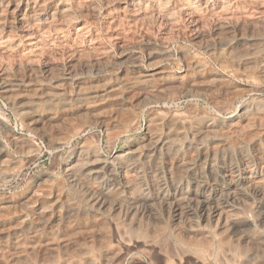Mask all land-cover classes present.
Masks as SVG:
<instances>
[{"label":"rangeland","instance_id":"rangeland-1","mask_svg":"<svg viewBox=\"0 0 264 264\" xmlns=\"http://www.w3.org/2000/svg\"><path fill=\"white\" fill-rule=\"evenodd\" d=\"M129 1L128 0H0V15H1L0 16V19H1L0 20V26H1L0 27V44H1L0 50L2 51L0 52L1 53L0 55H2L0 57V64H1L0 71L2 72L1 74H4V76H6L10 80V82L12 80L13 83L12 82L11 83L14 85V88H15V94L14 96H11L10 98H8L0 90V111L5 120V123L0 122L1 124L0 125V264H74V263L76 264H81V263L82 264H89V263L95 264V262L96 264H106L109 261H111L110 264H113V262L115 264H168V263L170 264V262H167L168 261L167 259H169L167 254H169L170 251L171 252L175 251L178 246H179L178 247L179 249L180 247L181 249L184 248L189 253V254L187 253L189 256L186 254L185 256L186 258L184 257V259L181 261V264H195V263L196 264H202V263L203 264H207V263L208 264L209 263L210 264H218V263L222 264L217 261L222 260V258L224 257V252H226L225 250L227 246H226V243H225V246L224 245L221 246V244L222 243L224 244V242L222 241L221 243V241L219 240L222 238V234L217 224L211 223V225H205V222H203L202 220H198L197 223L195 222L193 223V221L191 222L188 220L179 221V219H175L176 217L174 216L171 207H169L166 204L164 205L160 204L158 202H156L157 204H155L156 212H154L153 209L149 206H141V205L136 210L138 212L134 210L130 212H126L123 208L121 211H117L116 213L111 209V204L108 207L109 208L108 210L111 209L110 211H107V209H101L97 207V205L94 204L92 201H90L89 196H87L88 194H87L86 186L79 185V184L73 185L72 183L68 181V179L66 178L67 171H66L65 164H66V161L69 159V157H71V155L75 156L77 152L78 153L76 154V156L82 155L85 153L89 154L90 151H92L93 149H95L101 155V157H103V159L107 162V164L108 163L113 164L112 159L116 155H124L127 152L126 150H129L131 148H137L138 156L136 160L141 165H140V172H139L140 174L138 173V175H136L134 178L135 179L139 178L141 174L144 176V178L145 177L147 178L148 171L152 172L153 169L155 170V167L157 166V169H158L157 179H160L159 181L160 183L162 182L160 187H162L163 190L169 191V189H171V186H169V183L166 184L165 188L163 184L164 179L167 176L165 173H166V166L169 164L167 162L168 158H166L163 151L159 152L161 154L156 153V157L158 156L157 159L155 160L156 162L152 161V159L149 160V158L145 157V151L149 144V141L146 140V134L149 130L167 133V129L169 128V125H170V128L172 126L173 127L178 126L181 122V119H184V118L189 119L191 121H200L201 119H203V117H206L207 115V116H212V117L222 120V119L229 117L230 115L235 114L237 111L236 109H238V106L243 101H247L250 98H254L256 100L259 98L258 101H260L261 98H264V73L262 72L263 67H261V65L257 66L258 64H261L260 62H262L264 59L262 58L264 57V31L262 30V32L261 31L259 32V30H261V27H264V25L261 26V24L259 23L255 24V22L257 21H255V19L253 18L254 16L264 18L263 17L264 0L263 1L253 0L255 3L252 2V0L250 2L248 0H227V1L224 0L223 1L224 3H219L217 2V0H212L213 2L210 0H199V1L193 0V2L191 0L190 1L189 0L187 1L186 0H183V1L176 0L177 2L179 1V3H177L175 0H157V1L156 0L155 1L153 0H150V1L149 0H134L135 7L143 8V10L146 13L148 12L149 14L147 13L146 16L151 18L150 20L148 17L144 18L145 16H140L138 13H136L137 12L136 10L132 9V7H129ZM197 1L200 3H198ZM244 1L246 2V4ZM143 2L145 3L143 4ZM151 2L153 5V6L151 5L152 7L150 6ZM159 2L161 3L159 4ZM194 2H195V5H194ZM240 2H241L242 7L238 5L240 4ZM260 2H263L261 3L262 5L259 4ZM180 4L181 5L185 4L183 7L186 10H189L187 8V5H189L192 7L194 6V8H196L197 11L199 9V11H202V12L207 11V12L203 14L202 12H198L199 16L194 17L189 11L187 12L183 9H180L179 7L181 6ZM252 4L254 5L256 4L255 6L257 7V9ZM63 5L65 9H68L66 10V15L64 16V18L66 19L63 20L62 26H60L59 24L57 26L55 25L56 27H54V22L58 21L57 22L58 24L62 18L59 10L63 8ZM155 6H157V8ZM236 6H239V7H236ZM251 6L254 7V9L256 10L255 11L254 9L252 10ZM211 7L214 9V12ZM31 8L33 10L32 13H30L32 11ZM173 8H175L174 9L175 17L179 16L180 14L181 15L179 17H176V19H174V22H177V23L173 22V25H172L171 23L174 17ZM176 8H177V14H176ZM236 8H238V11L235 12V10H237ZM258 8H261L263 12ZM154 9H157L160 12V14L168 13L169 15L170 13V16H171L170 23L166 24L169 21L166 22V20H164L159 14H157ZM242 9L246 10V11H243L246 13L245 15L242 12ZM81 10H84V11L81 12ZM181 10L184 12L182 13ZM250 10L254 11L256 14L258 12L259 15L252 13V11ZM57 11L59 13H56ZM228 11H231L230 21H232L233 23H231L230 26L228 27L222 28L221 32L223 33H221L220 31H218V33L213 32L212 28L214 29L215 27V24H216L215 22L217 21L216 17L218 16V18H220V16L224 14L230 15ZM21 12L23 13L22 16L24 17L26 21H29L31 23L33 22L32 23L33 28L30 26H28L29 27L28 28L25 25L19 26L20 24L17 23L18 17H19L18 13L20 15ZM216 12H218V14H215ZM232 12L235 14H232ZM239 12L243 14L240 15ZM249 12H251L252 15ZM184 13H185V16H184ZM206 14L207 16H203ZM208 14H212L213 17ZM138 15L140 18L138 17ZM150 15L153 17H150ZM232 15L239 16L240 19L239 17L236 18V16L234 18L232 17ZM242 16L243 17L245 16L244 20L242 19ZM155 17H156V20H155ZM201 17H202V20H201ZM204 17L207 19H205ZM248 17H249V20H247ZM157 18L160 19L162 22L159 21ZM194 18L197 20H201L202 23L201 21H197ZM145 19L146 21H144ZM192 20H194L195 23ZM210 20L212 23L210 22ZM116 21L118 25L115 23ZM203 21L209 24H206ZM243 21L245 23L249 22V24H242L244 23ZM250 21L253 22L254 24L251 23ZM43 22L48 23V24L44 25ZM51 24L53 28L51 27ZM174 24H177V25H174ZM170 25L172 26V28L170 27ZM239 25L240 26L242 25L241 26L242 28L239 27ZM255 25L256 27H254ZM198 26L199 28L203 27L200 30L204 32L205 36L202 38L203 40L200 39L199 42L197 43L192 39V35H194L199 30V29H195V28H198ZM78 27L80 28L83 27L80 31V34L81 35L83 34L82 35L83 37L79 36L80 34L76 33L78 31H75L74 28H78ZM175 27L179 31H177ZM204 27H207L210 30L205 29ZM253 27L256 29L254 30ZM257 27L260 29H258ZM169 28L171 29V31ZM240 28L243 29L242 32ZM247 28L248 29L253 28V30L251 29L249 31L247 30ZM56 29L58 30L56 31ZM173 29H175V31H173ZM193 29H195V31ZM226 29L228 30V32ZM44 30L45 31L47 30V31L43 32ZM231 30L233 31V33ZM39 31L41 34L43 33V36L40 37V39H39L38 34H36V33H39ZM85 31H86V34H85ZM238 31H239V34L248 33L247 35H253L255 31L254 35L257 36L256 40L255 41H240L237 37V35H239L237 34ZM24 32L25 33L28 32L26 33V35L30 37L28 38L26 36L24 37V34H25ZM212 32L214 36L211 35ZM230 32L232 34H230ZM225 33L226 35H224ZM227 33L231 35V37L228 36ZM220 34H222V36H220ZM9 35L11 36V38L9 37ZM34 35H36L35 37H38V39L34 38ZM232 35L234 36L233 38H232ZM225 37H227V39ZM206 38L208 40H205ZM31 39H32L33 45L30 42ZM33 39H36V40H33ZM58 40L61 42H58ZM193 41L195 42V44ZM201 41L203 43L205 41L209 42L211 47L209 49H205L204 46H202L203 43H201ZM70 43H71V46H69ZM44 44L46 46L49 45L48 48L46 47L47 49H45ZM253 44L255 45L253 46ZM261 44L262 46H260ZM36 45H38L39 48L38 46L35 47ZM40 46H43V49ZM162 46L164 47L166 46L165 48H167L165 54L162 53ZM223 46L225 48H223ZM240 46H243V47L240 48ZM255 46L257 49L256 48L254 49ZM212 47L213 49H211ZM251 47L253 48V50ZM30 48L33 50H31ZM155 48L157 49L155 50ZM160 48L161 50H159ZM248 48L250 49L251 53ZM26 49L28 50V52L30 50V53H28ZM208 50L209 51L211 50L210 53H208ZM33 51H36V52H33ZM217 52L220 53V55H218ZM51 53L53 55H51ZM70 53L73 54L75 57L71 55ZM11 55H15V56L13 57ZM37 55L40 57H38ZM219 56L221 58H219ZM30 57L33 58V59L31 58L33 61L29 59ZM24 58L25 59L27 58V59L25 60ZM192 58L197 59L201 65L197 66L196 64H194L191 60ZM48 59H50L53 62H51L50 60L48 61ZM30 60L32 62H30ZM257 60L259 61L257 62ZM67 61L68 62L70 61V62L68 63ZM221 61L224 63L226 62V63L222 64ZM76 62H78V64ZM24 63L25 64L28 63V64L25 65ZM228 64H231L232 66ZM40 65L42 66L40 67ZM70 65L73 68L75 67L74 71L72 70V68H70L71 67ZM167 66L170 68H168ZM249 66L251 67V69L252 68L253 69L249 70L250 68ZM256 66L258 68H256ZM158 69H160V71ZM235 70L237 71V75L235 73L236 72ZM59 71L60 72L62 71L61 74L63 75H61ZM4 72L8 73L9 75L8 74L5 75ZM231 72L232 73L234 72V73L232 74ZM245 72L249 73L250 79L246 77L247 80H245L246 78L244 74L247 75V73ZM210 77L211 79H209ZM251 77L252 79L254 78L252 80L254 81V83L256 81H259L255 83V86H254V83L251 81ZM191 80H193L194 82H197L196 90L191 88L190 86L192 82ZM208 80L211 82H209ZM14 81L16 82L14 83ZM212 81H215V84L214 82L212 83ZM64 82L66 84H64ZM147 98H149V100ZM64 99L66 100L64 101ZM261 101H264V99H261ZM221 104L222 106L224 105L225 107L223 106L224 107L223 108ZM173 112H177V113L173 114ZM89 113H92V114H89ZM129 115H131L132 117L133 116L135 117V118L133 117L134 122L132 120L133 124L128 123V122L126 123L125 121L126 117ZM134 123H136V125ZM159 125H160V128H159ZM236 135L237 134L235 133L227 134L225 137V143H227V145H230L231 149H234L236 144L243 145V147L247 148L248 149L247 151L251 153V154L249 153L251 158L253 159L254 157L255 160L258 159L261 162L260 163L261 167L264 168V155H263L264 154L263 153L264 152V126L258 132H256L252 137H247V139H245V137L242 138V136L240 135H237V136ZM210 139L211 138H207V139L203 138L201 140L202 147L200 148L199 151L195 152L193 157H195V155L199 152L200 153L208 152V151L212 152L211 145L209 146ZM183 140H184L183 138L180 140V143L182 145H184ZM251 148L253 151L251 150ZM256 149L258 150L260 149V150L256 151ZM219 151L216 152V156L219 155ZM179 153L181 152L176 153L175 156L179 157L180 156ZM254 154H256V157L254 156ZM123 162H126V161H123ZM142 162L144 163V165ZM162 162L164 164H162ZM173 162H174V159L170 161V164H172ZM76 166L81 167V160L78 161V163L76 162ZM162 166H164V168H162ZM159 168L161 171L159 170ZM178 169L176 170L175 167L173 168L172 171L174 172L172 176L179 177L180 183H181L180 186L186 187V188H192L193 185H192L191 180L189 179V172L186 171L187 169L185 168L184 169L180 168V170ZM145 170L147 171V173ZM177 171L179 173H177ZM90 183H88V186ZM102 184H103L102 180L99 179L95 181V184L93 183L90 185L102 186ZM150 190L152 191V187H150ZM135 191L138 192L137 189H135ZM108 194L107 195L111 200L110 201L108 199L109 202L119 201L117 199H120L123 197L119 193L118 190L109 191ZM248 194H250L248 195L249 197H247V200L248 199L249 200L247 201L246 205H244V208L241 207L240 208L241 210L238 211V214L240 213L238 217L248 218L249 220L248 222L250 223L249 231L253 233L254 236L256 235L255 236L256 244L260 246V242L262 240H263L262 243H264V228L263 226H261V224L255 221L259 213V211L257 210H260V207H259L258 199H256L253 193L248 192ZM165 206L167 208H165ZM160 209L162 212H160ZM251 210L252 212L253 211L254 212L251 213ZM139 211H141V213ZM150 211H152L153 214ZM101 212L104 214H102ZM105 212H108V213H105ZM124 212H125V215H124ZM147 212L150 215H148ZM160 213H162L161 214L162 216L160 215ZM138 214H140L141 216ZM155 214L158 216L156 217ZM143 216L146 217L147 219L144 218ZM251 216L254 218L252 219ZM121 217L122 218L124 217V218L122 219ZM127 218L129 219V221L127 220ZM132 218L134 219L132 220ZM144 219H146L147 221ZM176 221L178 222L177 224L180 226L178 225L175 226ZM172 222H173V225H172ZM201 222H203V224ZM244 222L245 221H241L239 225H243L245 227V225H247L246 223L247 221L245 223ZM251 223L253 224V226L251 225ZM124 224L126 225V227H124L125 226ZM140 225L142 228H140ZM157 227L160 228L159 230L160 233L158 232ZM162 227L163 228L168 227V228L166 230V229H163ZM124 229L125 230L129 229V232L131 231V233L128 232L127 237L130 236L129 234H131V236L134 234V236L132 237L130 236V237L134 240L137 239L136 243L134 244L130 243L128 246H123V247L119 245V240L118 242L116 241V239H118L117 233L119 231H123ZM136 229L138 231H136ZM162 230L163 232H165L166 230V232L163 233L161 232ZM176 230H178V232ZM198 230L199 231L201 230L202 232L201 231L198 232ZM156 231H157V234H156ZM175 232L176 234H173ZM111 233L113 234V236ZM205 233L206 234L208 233V234L206 235ZM214 233H216V235ZM170 234L171 235L173 234V235L171 236ZM116 236L117 238H115ZM146 237L147 238L149 237L148 239L151 238L153 241H155L154 244L156 245V248L154 244H153L154 246H150V247L148 246V248L146 245H144L143 240L147 239ZM173 237H176V238H173ZM186 237L190 239L188 240ZM205 237L208 238V242L206 241L207 243L205 242L206 240ZM195 238L197 242L195 241ZM217 238L220 242L217 240ZM209 240L210 241L212 240V242H210ZM139 241H141L140 243L142 244H140ZM180 241L182 242L188 241L189 245L184 246V244H182V242ZM215 241H217L218 243H216ZM162 243L163 244L166 243L165 245H167L168 247L164 246ZM235 243L236 245H238L237 242H235V240H232V244L235 245ZM210 244L211 245L213 244V246H211V249L207 248V247H210ZM204 245L206 248H203ZM243 245L244 244H242V246L241 244L238 245L237 249L239 248L244 249L243 247L245 245L244 246ZM157 246L158 247L160 246L159 247L160 249ZM173 246H176V249ZM100 247L102 249H100ZM161 247L162 249L165 248V250L173 249V251L172 250H170L169 252L164 251V250L161 251ZM185 247H188V248H185ZM75 249L77 251H75ZM88 249H90V251ZM206 249L208 250L204 251ZM223 249H224V252H222ZM87 250L89 252H87ZM115 250L120 251V253L122 254H119L118 255L119 257L115 256L116 254L114 253ZM150 251H153L154 254ZM160 251L161 253H159ZM105 253L108 255H106ZM220 253H222L223 255ZM104 254L107 257H105ZM170 254H173V253H170ZM110 255L111 256L113 255V256L110 257ZM160 255L161 257H159ZM189 257L192 259H190ZM66 258H68V260ZM152 258L153 259L155 258V259L153 260ZM197 258H201L202 261L196 262ZM77 260L79 262H77ZM163 260L166 261V263L162 262ZM211 260L212 261L217 260V261L212 262ZM234 264H239L237 257L234 261Z\"/></svg>","mask_w":264,"mask_h":264},{"label":"bare ground","instance_id":"bare-ground-1","mask_svg":"<svg viewBox=\"0 0 264 264\" xmlns=\"http://www.w3.org/2000/svg\"><path fill=\"white\" fill-rule=\"evenodd\" d=\"M129 1V0H128ZM150 1V0H149ZM153 1H155V0H153ZM157 1V0H156ZM176 1V0H175ZM183 1V0H182ZM187 1V0H186ZM190 1V0H189ZM188 1V2H189ZM192 2H193V0H191ZM196 1V0H195ZM199 1V0H198ZM197 1V2H198ZM210 1H212V0H210ZM224 0H217V2H219V3H224L223 2ZM227 1V0H226ZM249 2L251 1V0H248ZM261 1V0H260ZM263 1V0H262ZM139 2V1H138ZM137 2V3H138ZM146 2V1H145ZM145 2H143V4L145 3ZM148 2V1H147ZM172 2V1H171ZM177 2V1H176ZM209 2V1H208ZM213 2V1H212ZM211 2V3H212ZM235 2V1H234ZM239 2V1H238ZM241 2H243V1H241ZM241 2H240V4H238L240 7H242L241 6ZM245 2V1H244ZM252 2H254L253 0H252ZM251 2V3H252ZM258 2V1H257ZM35 3V2H34ZM104 3V2H103ZM154 3V2H153ZM156 3H158V2H156ZM161 2H159V4H160ZM177 3H179V1L177 2ZM187 3V2H186ZM198 3H200V2H198ZM203 3V2H202ZM205 3H206V1H205ZM236 3V2H235ZM234 3V4H235ZM255 3V2H254ZM261 3H263V2H260L259 4H261ZM19 4V3H18ZM165 4V3H164ZM188 4V3H187ZM190 4V3H189ZM245 4H246V2H245ZM30 5V4H29ZM41 5V4H40ZM103 5V4H102ZM116 5V4H115ZM137 5H139V4H137ZM136 5V6H137ZM152 5V2H151V4H150V6ZM156 5V4H155ZM162 5V4H161ZM168 5V4H167ZM181 5V4H180ZM185 5V4H184ZM183 4L181 5V6H179L180 7V9H183V10H185V11H189L194 17H198L199 15H198V12H202V11H199V9H198V11L196 10V8H194V6L192 7V6H189V5H187V8L189 9V10H186L183 6H184ZM194 5H195V2H194ZM198 5V4H197ZM214 5V4H213ZM236 5V4H235ZM234 5V6H235ZM244 5V4H243ZM252 5H254V4H252ZM256 5V4H255ZM254 5V7H256ZM262 5V4H261ZM260 5V6H261ZM264 5V4H263ZM7 6V5H6ZM25 6H27V5H25ZM37 6H39V5H37ZM36 6V7H37ZM73 6V5H72ZM153 6V5H152ZM151 6V7H152ZM166 6V5H165ZM178 6V5H177ZM222 6V5H221ZM233 6V7H234ZM239 6H236V7H239ZM245 6V5H244ZM259 6V7H260ZM4 7V6H3ZM31 7H32V5H31ZM54 7V6H53ZM112 7V6H111ZM129 7H132V9H134V10H136L137 12L136 13H138L140 16H145L144 18H146V17H148V16H146V14L148 13H146L144 10H143V8H140V7H135V2H134V0H130L129 1ZM142 7V6H141ZM148 7V6H147ZM156 8H157V6H155ZM164 7V6H163ZM179 7H177V8H179ZM181 7H183V8H181ZM197 7V6H196ZM202 7H204V6H202ZM229 7V6H228ZM254 7H252L251 6V8H252V10L254 9ZM55 8V7H54ZM57 8V7H56ZM69 8V7H68ZM86 8V7H85ZM92 8V7H91ZM120 8V7H119ZM146 8V7H145ZM177 8H176V14H177ZM201 8V7H200ZM212 8V7H211ZM247 8H248V6H247ZM246 8V9H247ZM264 8V7H263ZM262 8V9H263ZM25 9V8H24ZM58 9V8H57ZM70 9V8H69ZM81 9V8H80ZM126 9V8H125ZM131 9V10H132ZM152 9V8H151ZM163 9V8H162ZM161 9V10H162ZM175 8H173V10H174ZM179 9V10H180ZM213 9V8H212ZM219 9V8H218ZM230 9H231V7H230ZM237 10H235V12L236 11H238V8H236ZM241 9V8H240ZM250 9V8H249ZM256 9H257V7H256ZM256 9H254V11L256 10ZM258 9H260L261 10V8H258ZM11 10V9H10ZM21 10H23V9H21ZM31 10H32V8H31ZM42 10H44V9H42ZM66 10H68V9H65L64 8V5H63V8H61L60 10H59V12H60V15L62 16V18H61V20H60V22L57 24V22L58 21H56V22H54V27H56L57 25H59L60 24V26H62V24H63V20H65L66 18H64V16L66 15ZM72 10V9H71ZM92 10V9H91ZM153 10V9H152ZM155 10V12L157 13V14H159L164 20H166V22L167 21H169L168 23H166V24H169L170 23V21H171V16H170V13H169V15H168V13H165V14H160V12L157 10V9H154ZM178 10V11H179ZM202 10V9H201ZM205 10V9H204ZM208 10V9H207ZM211 10V9H210ZM226 10V9H225ZM227 10H229V9H227ZM234 10V9H233ZM232 10V11H233ZM252 10H250V11H252ZM25 11V10H24ZM35 11V10H34ZM39 11V10H38ZM73 11V10H72ZM74 11H75V9H74ZM82 11H84V10H81V12ZM93 11V10H92ZM145 12V14H144V12ZM169 11H171V10H169ZM215 11H217V10H215ZM222 11V10H221ZM220 11V12H221ZM240 11V10H239ZM243 11H246V10H243L242 9V12ZM254 11H252V13H255ZM262 11V10H261ZM263 11H264V9H263ZM262 11V12H263ZM33 12V10L30 12V13H32ZM58 11L56 12V13H59ZM89 12V11H88ZM151 12V11H150ZM168 12V11H167ZM181 12L183 13L184 11H182L181 10ZM205 12H207V11H205ZM205 12H202V14L203 13H205ZM213 12H214V9H213ZM229 13L231 12V11H228ZM227 12V13H228ZM234 12V11H233ZM232 12V14H235V13H233ZM28 13V12H27ZM79 13V12H78ZM90 13H92V12H90ZM131 13V12H130ZM152 13H153V11H152ZM152 13H151V15H152ZM174 13H175V10H174V12H173V16H174ZM225 13V12H224ZM244 13V15L246 14L245 12H243ZM242 13V14H243ZM249 13H251V12H249ZM252 13H251V15H252ZM261 13V12H260ZM2 14V13H1ZM22 12H21V14L19 15V13H18V24H20L19 26H22V25H25L26 27H28V26H30V27H32L33 28V22L31 23V22H29V21H26L25 19H24V17L22 16ZM34 14V13H33ZM45 14V13H44ZM48 14V13H47ZM50 14V13H49ZM53 14V13H52ZM75 14V13H74ZM86 14V13H85ZM89 14V13H88ZM114 14V13H113ZM133 14H134V12H133ZM149 14V13H148ZM188 14V13H187ZM190 14V15H191ZM200 14V13H199ZM201 14V15H202ZM215 14H218V12H216ZM220 14V13H219ZM239 14L240 15H242L240 12H239ZM256 14V13H255ZM32 15V14H31ZM38 15V14H37ZM37 15H35V16H37ZM54 15V14H53ZM73 15V14H72ZM76 15V14H75ZM139 15H138V17H139ZM150 15V17H153V16H151ZM171 15H172V13H171ZM181 15V14H180ZM179 15V16H180ZM183 15V14H182ZM189 15V14H188ZM208 15H211L212 16V14H208ZM222 15V14H221ZM236 15H238V14H236ZM235 15V16H236ZM248 15V14H247ZM247 15H246V17H247ZM251 15H249V16H251ZM256 15H259L258 14V12H257V14ZM263 15V14H262ZM1 16V15H0ZM33 16V15H32ZM40 16V15H39ZM48 16V15H47ZM111 16V15H110ZM116 16H118V15H116ZM115 16V17H116ZM130 16V15H129ZM134 16H135V14H134ZM172 16V17H173ZM179 16H176V17H179ZM184 16H185V13H184ZM203 16H207V14L206 15H203ZM202 16V17H203ZM231 13H230V15L229 14H224V15H222V16H220V18H218V16L216 17V19H217V21L215 22L216 24H215V27H214V29L212 28V31L213 32H215V33H218V31H220L221 32V29L222 28H225V27H228V26H230V24L231 23H233L232 21H230L231 20ZM235 16H233L232 15V17H234L235 18ZM53 17V16H52ZM59 17V16H58ZM72 17V16H71ZM82 17V16H81ZM108 17H109V15H108ZM127 17V16H126ZM133 17V16H132ZM132 17H130V18H132ZM137 17V16H136ZM136 17H134V18H136ZM175 17V16H174ZM173 17V21H172V25H173V22H174V19H176V17L174 18ZM202 17H201V20H202ZM213 17V16H212ZM239 16H236V18H238ZM245 17V16H244ZM244 17L242 16V19L244 20ZM263 17H264V15H263ZM4 18V17H3ZM17 18V17H16ZM49 18H51V17H49ZM107 18V17H106ZM125 18V17H124ZM129 18V17H128ZM140 18V17H139ZM143 18V17H142ZM149 18V17H148ZM189 18V17H188ZM193 18V17H192ZM200 18V17H199ZM198 18V19H199ZM205 18V17H204ZM214 18H215V16H214ZM252 18V17H251ZM254 19H255V21H257V22H255V24H257V23H259V24H261V26H263L264 25V18H260V17H253ZM5 19V18H4ZM9 19H11V18H9ZM42 19V18H41ZM55 19V18H54ZM73 19V18H72ZM89 19V18H88ZM116 19V18H115ZM151 18H149V20H150ZM158 19V18H157ZM190 19V18H189ZM195 19V18H194ZM205 19H207V18H205ZM204 19V20H205ZM239 19H240V17H239ZM238 19V20H239ZM1 20V19H0ZM38 20V19H37ZM78 20V19H77ZM76 20V21H77ZM137 20V19H136ZM142 20V19H141ZM148 20V19H147ZM153 20V19H152ZM155 20H156V17H155ZM159 21H161L160 19H158ZM195 20H197V19H195ZM201 20H197V21H201ZM209 20V19H208ZM213 20V19H212ZM232 20H233V18H232ZM235 20V19H234ZM245 20H246V18H245ZM247 20H249V17H248V19ZM251 20V19H250ZM32 21V20H31ZM45 21V20H44ZM47 21V20H46ZM73 21V20H72ZM71 21V22H72ZM106 21V20H105ZM112 21V20H111ZM115 21V20H114ZM113 21V22H114ZM139 21V20H138ZM144 21H146V19L144 20ZM178 21V20H177ZM189 21V20H188ZM193 22H194V20H192ZM206 21V20H205ZM205 21H203V22H205ZM242 21V20H241ZM10 22H12V21H10ZM14 22V21H13ZM39 22V21H38ZM50 22H52V21H50ZM119 22V21H118ZM131 22V21H130ZM140 22V21H139ZM138 22V23H139ZM149 22V21H148ZM151 22V21H150ZM162 22V21H161ZM160 22V23H161ZM208 22V21H207ZM210 22H211V20H210ZM244 22V21H243ZM247 22V21H246ZM251 22V21H250ZM9 23V22H8ZM67 23V22H66ZM116 24H117V21L115 22ZM136 23H137V21H136ZM145 23V22H144ZM165 23V22H164ZM174 23H177V22H174ZM195 23V22H194ZM197 23V22H196ZM201 23H202V21H201ZM206 23V22H205ZM212 23V22H211ZM236 23V22H235ZM251 23H253V22H251ZM3 24H5V23H3ZM2 24V25H3ZM38 24V23H37ZM43 24L45 25V24H48V23H44L43 22ZM82 24V23H81ZM81 24H80V26H81ZM84 24V23H83ZM102 24V23H101ZM126 24H128V23H126ZM140 24V23H139ZM146 24H147V22H146ZM180 24V23H179ZM206 24H209V23H206ZM205 24V25H206ZM242 24H249V22L248 23H242ZM254 24V23H253ZM11 25V24H10ZM13 25V24H12ZM17 25V24H16ZM35 25V24H34ZM39 25V24H38ZM56 25V26H55ZM118 25V24H117ZM137 25V24H136ZM144 25V24H143ZM142 25V26H143ZM160 25V24H159ZM174 25H177V24H174ZM186 25V24H185ZM202 25V24H201ZM201 25H199V26H201ZM214 25V24H213ZM235 25V24H234ZM251 25V24H250ZM47 26H49V25H47ZM46 26V27H47ZM72 26V25H71ZM73 26H74V24H73ZM79 26V25H78ZM130 26V25H129ZM139 26V25H138ZM152 26V25H151ZM180 26V25H179ZM187 26V25H186ZM199 26H198V28H195V29H199L194 35H192V39L195 41V42H199V40L200 39H202L204 36H205V34H204V32H202V30H200L201 28H203V27H201V28H199ZM203 26H204V24H203ZM207 26V25H206ZM211 26V25H210ZM209 26V27H210ZM232 26H233V24H232ZM237 26V25H236ZM242 26V25H241ZM240 25H239V27H241ZM249 26V25H248ZM253 26V25H252ZM252 26H250V27H252ZM260 26V25H259ZM1 27V26H0ZM25 27V28H26ZM34 27H36V26H34ZM45 27V28H46ZM51 27H52V24H51ZM50 27V28H51ZM140 27V26H139ZM153 27V26H152ZM158 27V26H157ZM167 27V26H166ZM170 27L172 28V26L170 25ZM178 27V26H177ZM195 27H197V26H195ZM246 27V26H245ZM254 27H256V25L254 26ZM253 27V28H254ZM12 28V27H11ZM29 28V27H28ZM49 28V27H48ZM53 28V27H52ZM58 28V27H57ZM83 28V27H82ZM82 28H80V27H78V28H74L75 29V31H78V32H76L77 34H80V31H81V29ZM84 28H86V27H84ZM194 28V27H193ZM205 29H208L207 27H204ZM232 28V27H231ZM234 28V27H233ZM242 28V27H241ZM240 28V29H241ZM253 28H250V29H248L247 28V30H253ZM258 28V27H257ZM3 29V28H2ZM21 29V28H20ZM23 29H24V27H23ZM34 29H36V28H34ZM38 29V28H37ZM149 29V28H148ZM151 29V28H150ZM170 29V28H169ZM168 29V30H169ZM175 29H176V27H175ZM175 29H173V31H175ZM195 29H193L194 31H195ZM244 29H246V28H244ZM256 28H254V30H255ZM258 29H260V28H258ZM5 30V29H4ZM22 30V29H21ZM30 30V29H29ZM32 30V29H31ZM39 30V29H38ZM43 30V29H42ZM58 29H56V31H57ZM85 30H87V29H85ZM132 30V29H131ZM137 30V29H136ZM177 30V29H176ZM192 30V31H193ZM208 30H210V29H208ZM225 30V29H224ZM224 30H222V31H224ZM227 30V29H226ZM234 30V29H233ZM237 30V29H236ZM242 30L243 29H241V32H242ZM262 30L264 31V27H261V30H259V32L261 31L262 32ZM6 31V30H5ZM33 31V30H32ZM37 31V30H36ZM47 31V30H46ZM45 30L43 31V32H46ZM71 31H73V30H71ZM84 31V30H83ZM93 31V30H92ZM123 31V30H122ZM170 31H171V29H170ZM177 31H179V30H177ZM207 31V30H206ZM229 31H230V29H229ZM232 31V30H231ZM257 31V30H256ZM7 32V31H6ZM38 32V31H37ZM42 32V31H41ZM145 32V31H144ZM213 32H212V36H214L213 35ZM227 32H228V30H227ZM240 32V33H241ZM245 32V31H244ZM25 33V32H24ZM26 33H28V32H26ZM26 33L24 34V37L26 36L27 38L28 37H30V36H27L26 35ZM39 33H40V31H39ZM39 33H36V34H38V36H39V39H40V37H42L43 36V33L41 34L40 33V35H39ZM48 33H49V31H48ZM51 33V32H50ZM55 33V32H54ZM160 33V32H159ZM166 33V32H165ZM182 33V32H181ZM206 33V32H205ZM221 33H223V32H221ZM232 33H233V31H232ZM231 32H230V34H232ZM75 34V33H74ZM85 34H86V31H85ZM84 34V35H85ZM125 34V33H124ZM177 34V33H176ZM228 34V33H227ZM236 34V33H235ZM237 34H239V31H238V33ZM236 34V35H237ZM248 34V33H247ZM246 33L245 34H239V35H237V37H238V39L240 40V41H255L256 40V35H254L255 34V31H254V34L253 35H247ZM249 34H250V32H249ZM251 34H252V32H251ZM20 35V34H19ZM28 35H30V34H28ZM47 35V34H46ZM83 35V34H82ZM81 34L79 35V36H82ZM135 35V34H134ZM165 35V34H164ZM218 35V34H217ZM224 35H226V33L224 34ZM236 35H235V37H236ZM7 36V35H6ZM15 36V35H14ZM36 35H34V38H36V39H38V37H35ZM70 36V35H69ZM73 36V35H72ZM76 36V35H75ZM95 36V35H94ZM146 36V35H145ZM215 36H216V34H215ZM219 36V35H218ZM220 36H222V34H220ZM228 36H230L231 37V35H229L228 34ZM227 36V37H228ZM4 37V36H3ZM9 37L11 38V36L9 35ZM8 37V38H9ZM23 37V38H24ZM45 37V36H44ZM83 37V36H82ZM125 37V36H124ZM148 37V36H147ZM158 37V36H157ZM227 37H225L226 39H227ZM234 36L232 35V38H233ZM261 37V36H260ZM7 38V39H8ZM73 38V37H72ZM77 38V37H76ZM122 38H123V36H122ZM190 38V37H189ZM210 38H211V36H210ZM213 38V37H212ZM258 38H259V36H258ZM262 38V37H261ZM4 39V38H3ZM36 39H33V40H36ZM119 39V38H118ZM121 39V38H120ZM135 39V38H134ZM214 39V38H213ZM222 39V38H221ZM230 39V38H229ZM5 40V39H4ZM74 40V39H73ZM76 40V39H75ZM92 40V39H91ZM117 40V39H116ZM148 40V39H147ZM163 40V39H162ZM161 40V41H162ZM187 40V39H186ZM203 40V39H202ZM205 40H208L207 38L205 39ZM215 40V39H214ZM217 40V39H216ZM223 40V39H222ZM233 40V39H232ZM258 40V39H257ZM26 41V40H25ZM28 41V40H27ZM30 41V40H29ZM38 41V40H37ZM36 41V42H37ZM43 41V40H42ZM118 41V40H117ZM127 41V40H126ZM151 41V40H150ZM160 41V42H161ZM190 41H192V40H190ZM193 41V42H194ZM225 41V40H224ZM7 42H8V40H7ZM31 44H32V39H31ZM58 42H61V41H59L58 40ZM71 42V41H70ZM137 42V41H136ZM195 42H194V44H195ZM226 42V41H225ZM231 42V41H230ZM2 43V42H1ZM4 43H5V41H4ZM33 43H35V42H33ZM45 43V42H44ZM55 43V42H54ZM201 43H203L202 41H201ZM238 43V42H237ZM249 43V42H248ZM260 43V42H259ZM262 43V42H261ZM10 44V43H9ZM12 44V43H11ZM40 44V43H39ZM53 44V43H52ZM56 44V43H55ZM79 44V43H78ZM91 44V43H90ZM138 44V43H137ZM161 44V43H160ZM212 44V43H211ZM234 44V43H233ZM239 44V43H238ZM247 44V43H246ZM263 44V43H262ZM262 44L260 45V46H262ZM1 45V44H0ZM3 45H5V44H3ZM33 45V44H32ZM35 45V44H34ZM43 45V44H42ZM54 45V44H53ZM126 45V44H125ZM197 45V44H196ZM214 45V44H213ZM218 45V44H217ZM216 45V46H217ZM227 45V44H226ZM240 45V44H239ZM238 45V46H239ZM255 44H253V46H254ZM38 45H36L35 47H37ZM44 46H45V49H47L48 48V46H46L45 44H44ZM58 46V45H57ZM69 46H71V43H70V45ZM74 46V45H73ZM93 46V45H92ZM154 46V45H153ZM202 46H204V48L205 49H209L211 46H210V43L209 42H207V41H205L204 43H203V45ZM232 46V45H231ZM246 46V45H245ZM250 46V45H249ZM251 46H252V44H251ZM22 47V46H21ZM31 47V46H30ZM42 49H43V46H40ZM47 47V48H46ZM81 47V46H80ZM120 47V46H119ZM166 47V46H165ZM164 46H162V53H164L165 54V52H166V49L167 48H165ZM180 47V46H179ZM221 47V46H220ZM233 47V46H232ZM231 47V48H232ZM234 47H235V45H234ZM241 47H243V46H240V48ZM12 48V47H11ZM33 48V47H32ZM38 48H39V46H38ZM37 48V49H38ZM75 48V47H74ZM181 48V47H180ZM185 48V47H184ZM218 48V47H217ZM223 48H225L224 46H223ZM250 48V47H249ZM248 48V49H249ZM252 48V47H251ZM256 48V46L254 47V49ZM259 48V47H258ZM261 48V47H260ZM9 49V48H8ZM31 49V48H30ZM53 49V48H52ZM101 49V48H100ZM157 48H155V50H156ZM203 49V48H202ZM211 49H213V47L211 48ZM220 49V48H219ZM238 49H239V47H238ZM257 49V48H256ZM27 50V49H26ZM31 50H33V49H31ZM75 50V49H74ZM81 50V49H80ZM159 50H161V48L159 49ZM183 50H185V49H183ZM190 50V49H189ZM216 50V49H215ZM214 50V51H215ZM235 50V49H234ZM247 50V49H246ZM252 50H253V48H252ZM39 51V50H38ZM37 51V52H38ZM70 51V50H69ZM72 51V50H71ZM79 51V50H78ZM148 51V50H147ZM211 51V50H210ZM210 51L208 50V53H210ZM222 51V50H221ZM233 51V50H232ZM249 51H250V49H249ZM0 52H2L1 50H0ZM5 52H6V50H5ZM9 52V51H8ZM7 52V53H8ZM22 52H23V50H22ZM21 52V53H22ZM27 52H28V50H27ZM33 52H36V51H33ZM55 52H57V51H55ZM88 52H90V51H88ZM87 52V53H88ZM169 52V51H168ZM207 52V51H206ZM218 52H219V50H218ZM217 52V54L218 55H220V53H218ZM239 52V51H238ZM248 52V51H247ZM12 53V52H11ZM28 53H30V50H29V52ZM41 53H43V52H41ZM40 53V54H41ZM45 53V52H44ZM47 53V52H46ZM69 53V52H68ZM85 53V52H84ZM154 53H156V52H154ZM207 53V54H208ZM223 53V52H222ZM242 53V52H241ZM250 53H251V51H250ZM1 54V53H0ZM36 54H38V53H36ZM35 54V55H36ZM56 54V53H55ZM67 54V53H66ZM71 54V53H70ZM147 54V53H146ZM228 54H229V52H228ZM18 55V54H17ZM22 55V54H21ZM24 55V54H23ZM28 55V54H27ZM30 55V54H29ZM51 55H53L52 53H51ZM71 55H73V54H71ZM209 55V54H208ZM212 55V54H211ZM216 55V54H215ZM214 55V56H215ZM217 55V56H218ZM246 55V54H245ZM248 55H250V54H248ZM2 55H0V57H1ZM10 56V55H9ZM11 56H15V55H11ZM38 56V55H37ZM57 56V55H56ZM74 56V55H73ZM78 56V55H77ZM154 56V55H153ZM162 56V55H161ZM195 56V55H194ZM236 56V55H235ZM243 56V55H242ZM38 57H40V56H38ZM75 57V56H74ZM94 57V56H93ZM183 57V56H182ZM186 57V56H185ZM223 57V56H222ZM227 57V56H226ZM4 58V57H3ZM32 57H30L29 59H31ZM35 58V57H34ZM44 58V57H43ZM73 58V57H72ZM82 58V57H81ZM213 58V57H212ZM219 58H221L220 56H219ZM225 58V57H224ZM249 58V57H248ZM253 58V57H252ZM256 58V57H255ZM259 58V57H258ZM262 58H264V57H262ZM5 59V58H4ZM14 59V58H13ZM15 59H16V57H15ZM21 59V58H20ZM25 59V58H24ZM27 59V58H26ZM25 59V60H26ZM33 59V58H32ZM31 59V60H32ZM36 59V58H35ZM51 59V58H50ZM50 59H48V61L50 60ZM53 59V58H52ZM67 59V58H66ZM80 59V58H79ZM93 59V58H92ZM106 59V58H105ZM104 59V60H105ZM261 59V58H260ZM24 60V61H25ZM30 60V62H32ZM41 60V59H40ZM70 60H71V58H70ZM130 60V59H129ZM192 60V62L194 63V64H196L197 66H200L201 64H200V62L197 60V59H195V58H192L191 59ZM200 60V59H199ZM234 60V59H233ZM254 60V59H253ZM8 61H9V59H8ZM16 61V60H15ZM17 61H18V59H17ZM21 61V60H20ZM23 61V60H22ZM29 61V60H28ZM35 61V60H34ZM45 61V60H44ZM51 61V60H50ZM74 61V60H73ZM90 61V60H89ZM160 61V60H159ZM219 61H220V59H219ZM228 61V60H227ZM230 61V60H229ZM259 60H257V62H258ZM41 62V61H40ZM47 62V61H46ZM51 62H53V61H51ZM66 62V61H65ZM68 62V61H67ZM70 62V61H69ZM68 62V63H69ZM218 62V61H217ZM233 62V61H232ZM236 62V61H235ZM238 62V61H237ZM16 63V62H15ZM77 64H78V62H76ZM203 63V62H202ZM220 63V62H219ZM221 63L223 64L224 62H222L221 61ZM226 63V62H225ZM224 63V64H225ZM230 63V62H229ZM234 63V62H233ZM261 64H256L257 66H259V65H261V67H263V70H264V59H263V61L262 62H260ZM25 64V63H24ZM28 64V63H27ZM27 64H25V65H27ZM30 64V63H29ZM33 64V63H32ZM37 64V63H36ZM44 64V63H43ZM67 64V63H66ZM74 64H75V62H74ZM76 64V65H77ZM80 64V63H79ZM91 64H92V62H91ZM94 64V63H93ZM155 64V63H154ZM189 64V63H188ZM255 64V63H254ZM253 64V65H254ZM1 65V64H0ZM5 65V64H4ZM22 65V64H21ZM47 65V64H46ZM53 65V64H52ZM86 65V64H85ZM109 65V64H108ZM157 65V64H156ZM209 65V64H208ZM228 65H231V64H228ZM227 65V66H228ZM243 65V64H242ZM15 66V65H14ZM17 66V65H16ZM20 66V65H19ZM30 66V65H29ZM35 66V65H34ZM33 66V67H34ZM42 65H40V67H41ZM69 66V65H68ZM71 66V65H70ZM72 66H73V64H72ZM70 67V68H72V70L74 71V68L73 67ZM75 66V65H74ZM79 66V65H78ZM83 66V65H82ZM196 66V67H197ZM226 66V67H227ZM232 66V65H231ZM256 66V68H258ZM9 67H11V66H9ZM31 67V66H30ZM29 67V68H30ZM54 67V66H53ZM52 67V68H53ZM62 67V66H61ZM93 67V66H92ZM97 67V66H96ZM138 67V66H137ZM168 67V66H167ZM204 67V66H203ZM225 67V68H226ZM250 67V66H249ZM248 67V68H249ZM48 68V67H47ZM55 68H57V67H55ZM68 68V67H67ZM83 68V67H82ZM168 68H170V67H168ZM9 69V68H8ZM43 69V68H42ZM50 69V68H49ZM85 69V68H84ZM97 69H99V68H97ZM162 69V68H161ZM196 69V68H195ZM236 69V68H235ZM246 69H247V67H246ZM251 69V67L249 68V70ZM253 69V68H252ZM251 69V70H252ZM255 69V68H254ZM262 69V68H261ZM3 70H4V68H3ZM5 70H6V68H5ZM69 70V69H68ZM159 71H160V69H158ZM157 70V71H158ZM257 70H259V69H257ZM262 70V72L264 73V71ZM44 71H46V70H44ZM49 71V70H48ZM58 71V70H57ZM78 71V70H77ZM80 71V70H79ZM98 71H100V70H98ZM128 71V70H127ZM236 71V70H235ZM234 71V72H235ZM261 71V70H260ZM7 72V71H6ZM10 72V71H9ZM54 72H56V71H54ZM53 72V73H54ZM60 72V71H59ZM154 72H155V70H154ZM233 72V73H234ZM2 72L0 71V74H1ZM5 73V72H4ZM52 73V72H51ZM50 73V74H51ZM58 73V72H57ZM62 73V71L60 72V74ZM74 73V72H73ZM124 73V72H123ZM232 73V72H231ZM232 73V74H233ZM236 73V75H237V71L235 72ZM243 73V72H242ZM245 73H247V72H245ZM261 73V72H260ZM6 74H8V73H5V75ZM56 74V73H55ZM72 74V73H71ZM125 74V73H124ZM199 74V73H198ZM255 74V73H254ZM262 74V73H261ZM9 75V74H8ZM12 75V74H11ZM53 75V74H52ZM61 75H63V74H61ZM217 75H218V73H217ZM65 76V75H64ZM243 76V75H242ZM244 76H245V78L247 77L248 79H250V77H249V73H247V75H245L244 74ZM243 76V77H244ZM256 76V75H255ZM26 77V76H25ZM52 77V76H51ZM55 77V76H54ZM61 77H63V76H61ZM145 77V76H144ZM202 77V76H201ZM214 77V76H213ZM212 77V78H213ZM221 77V76H220ZM239 77V76H238ZM262 77V76H261ZM260 77V78H261ZM10 78H12V77H10ZM247 78L245 79V80H247ZM51 79V78H50ZM63 79V78H62ZM209 79H211V77L209 78ZM215 79H216V77H215ZM254 79V78H253ZM252 79V77H251V81L253 80ZM262 79V78H261ZM25 80H26V78H25ZM28 80V79H27ZM56 80V79H55ZM132 80V79H131ZM130 80V81H131ZM178 80V79H177ZM258 80V79H257ZM62 81V80H61ZM61 81H59V82H61ZM192 82H191V84H190V86H191V88L192 89H194V90H196L197 89V82H194L193 80H191ZM197 81V80H196ZM209 81V80H208ZM217 81V80H216ZM255 81H256V79H255ZM11 82H12V80H11ZM10 82V80L6 77V76H4V74H1L0 75V90L2 91V93H4L8 98H10L11 96H14V94H15V88H14V85L12 84ZM16 81H14V83H15ZM19 82V81H18ZM66 82V81H65ZM64 82V84H66ZM77 82V81H76ZM162 82V81H161ZM205 82V81H204ZM209 82H211V81H209ZM214 82V84H215V81H212V83ZM253 83H254V81H252ZM256 82H259V81H256ZM255 82V83H256ZM56 83V82H55ZM146 83V82H145ZM207 83V82H206ZM255 83H254V86H255ZM84 84V83H83ZM82 84V85H83ZM95 84V83H94ZM180 84V83H179ZM221 84V83H220ZM219 84V85H220ZM248 84V83H247ZM56 85V84H55ZM79 85V84H78ZM85 85V84H84ZM143 85V84H142ZM161 85V84H160ZM209 85V84H208ZM217 85V84H216ZM215 85V86H216ZM218 85V86H219ZM252 85V84H251ZM28 86V85H27ZM61 86V85H60ZM66 86V85H65ZM223 86V85H222ZM110 87V86H109ZM112 87V86H111ZM184 87V86H183ZM221 87V86H220ZM224 87V86H223ZM257 87V86H256ZM263 87V86H262ZM68 88V87H67ZM182 88V87H181ZM189 88V87H188ZM213 88V87H212ZM155 89V88H154ZM190 89V88H189ZM245 89V88H244ZM262 89V88H261ZM23 90V89H22ZM52 90V89H51ZM50 90V91H51ZM128 90H129V88H128ZM193 90V91H194ZM33 91V90H32ZM107 91V90H106ZM114 91H115V89H114ZM134 91V90H133ZM183 91V90H182ZM187 91V90H186ZM185 91V92H186ZM190 91V90H189ZM198 91V90H197ZM204 91V90H203ZM202 91V92H203ZM21 92V91H20ZM44 92V91H43ZM206 92V91H205ZM244 92V91H243ZM27 93V92H26ZM60 93V92H59ZM82 93V92H81ZM198 93V92H197ZM197 93H195V94H197ZM200 93H201V91H200ZM210 93V92H209ZM225 93V92H224ZM248 93V92H247ZM21 94V93H20ZM45 94H46V92H45ZM58 94V93H57ZM251 94V93H250ZM56 95V94H55ZM119 95V94H118ZM128 95V94H127ZM81 96H83V95H81ZM141 96V95H140ZM163 96V95H162ZM260 96V95H259ZM21 97V96H20ZM26 97V96H25ZM124 97H125V95H124ZM214 97V96H213ZM253 97V96H252ZM262 97V96H261ZM68 98V97H67ZM143 98V97H142ZM215 98V97H214ZM257 98V97H256ZM26 99V98H25ZM148 100H149V98H147ZM259 99V98H258ZM258 99L256 100V99H254V98H250L249 100H247V101H243L239 106H238V109H236L237 111H236V113L235 114H233V115H230L229 117H227V118H225V119H222V120H220V119H217V118H215V117H212V116H207L206 115V117H203V119H201L200 121H191V120H189V119H181V122H180V124L178 125V126H172L171 128H170V125H169V128L167 129V133L166 132H157V131H154V130H149L148 132H147V134H146V140L147 141H149V144H148V146H147V148H146V151H145V157H147V158H149V160L150 159H152V161H154V162H156L155 160L157 159V157H156V153H159V152H161V151H163V153L165 154V156H166V158H168V165L166 166V177H165V179H167V180H169V181H167V180H165L164 179V188H165V186H166V184L167 183H169V186H171V189H169V191H167V190H163L162 189V187H160L161 186V183L159 182L160 181V179H157V173H158V169H157V166L155 167V170L153 169V173L152 172H150V171H148V173H147V171H146V173H147V178L145 177L144 178V176L141 174V176L139 177V178H137V179H135L134 177L136 176V175H138V173L140 172V165L141 164H139L138 163V161L136 160L137 159V156H138V151H137V148H131V149H129V150H126L125 152V154L124 155H116L113 159H112V163L113 164H107V162L103 159V157H101V155L95 150V149H93L92 151H90V153L88 154V153H85V154H82V155H77L76 156V154L78 153H76L75 154V156H72L71 155V157H69V159L66 161V164H65V167H66V171H67V179H68V181L70 182V183H72L73 185L74 184H79V185H84V186H86V190H87V196H89V198H90V201H92L94 204H96L97 205V207H99V208H101V209H107V211H110L111 209L114 211V212H116L117 213V211H121L123 208H124V210L126 211V212H130V211H136L138 208H139V206L141 205V206H149V207H151L152 209H153V211L154 212H156L155 211V204H157L156 202H158V203H160V204H166V205H168L169 207H171V209H172V212H173V214H174V216L176 217L175 219H179V221L180 220H188V221H193V223L195 222V223H197L198 222V220H202L203 222H205V225H211V223L212 224H217L218 226H219V229H220V232H221V234H222V238L221 239H219L220 241H221V243H222V241L224 242V244L222 243L221 244V246L222 245H224L225 246V243H226V252H224V249H223V251L222 252H224V257L222 258V260L221 261H217V260H214V261H212V262H215V261H217V262H220V263H222V264H234V261H235V259H236V257H237V260H238V262H239V264H264V243H262V241L260 242V246H258V244H256V238H255V236H254V234L253 233H251L249 230H250V228H249V225H250V223L248 222L249 220H248V218H239L238 217V215L240 214H238V211L239 210H241L240 208L241 207H243L244 208V205H246V203H247V201L249 200H247V197H249L248 195H250V194H248V192L250 193V192H252L253 193V195L256 197V199H258V203H259V207H260V210H257V211H259V213H258V217L255 219V221L257 222V223H259V224H261V226H263V228H264V168H262L261 167V162L258 160H255V158L253 157V159L251 158V156H250V152H248L247 150V148H245V147H243V145H238V144H236L235 145V147H234V149H231L230 148V145H227V143H225V137H226V135L227 134H230V133H235V134H237V135H240V136H242V138L243 137H245V139H247V137H252L256 132H258L263 126H264V101H261V99H264V98H261L260 99V101H258ZM31 100V99H30ZM66 99H64V101H65ZM147 100V101H148ZM214 100V99H213ZM212 100V101H213ZM137 101V100H136ZM145 101H146V99H145ZM134 102V101H133ZM137 104V103H136ZM147 104V103H146ZM156 104V103H155ZM224 104V103H223ZM148 105V104H147ZM123 106V105H122ZM144 106V105H143ZM142 106V107H143ZM146 106V105H145ZM215 106H217V105H215ZM221 106H222V104H221ZM224 106V105H223ZM222 106V107H223ZM140 107V106H139ZM190 107V106H189ZM225 107V106H224ZM223 107V108H224ZM227 107V106H226ZM192 108V107H191ZM217 108V107H216ZM143 109V108H142ZM147 109V108H146ZM220 109V108H219ZM149 110V109H148ZM147 110V111H148ZM185 110V109H184ZM159 111V110H158ZM142 112V111H141ZM195 112V111H194ZM201 112V111H200ZM174 113H177V112H173V114ZM186 113V112H185ZM189 113V112H188ZM190 113H191V111H190ZM193 113V112H192ZM232 113V112H231ZM89 114H92V113H89ZM110 114V113H109ZM152 114H153V112H152ZM156 114V113H155ZM114 115V114H113ZM177 115V114H176ZM175 115V116H176ZM188 115V114H187ZM204 115V114H203ZM202 115V116H203ZM174 116V117H175ZM178 116H179V114H178ZM200 116V115H199ZM134 117V116H133ZM133 117L131 116V115H129V116H127L126 117V123L128 122V123H131V124H133L132 123V120H133ZM147 117V116H146ZM188 117V116H187ZM186 117V118H187ZM135 118V117H134ZM177 118V117H176ZM181 118V117H180ZM192 118V117H191ZM96 119V118H95ZM152 119H153V117H152ZM101 120V119H100ZM121 120V119H120ZM136 120V119H135ZM158 120H159V118H158ZM40 121V120H39ZM153 121V120H152ZM154 121H156V120H154ZM176 121H177V119H176ZM0 122L1 123H5V120H4V118H3V116H2V113H1V111H0ZM97 122V121H96ZM101 122V121H100ZM99 122V123H100ZM104 122V121H103ZM133 122H134V120H133ZM159 122V121H158ZM46 123V122H45ZM125 123V124H126ZM130 124V125H131ZM135 125H136V123H134ZM160 124V123H159ZM162 124V123H161ZM169 124V123H168ZM1 125V124H0ZM127 125V124H126ZM49 126V125H48ZM166 126V125H165ZM106 127V126H105ZM167 127V126H166ZM112 128V127H111ZM151 128V127H150ZM153 128V127H152ZM159 128H160V125H159ZM263 130V129H262ZM125 131V130H124ZM262 132V131H261ZM70 133V132H69ZM236 135V136H237ZM258 135V134H257ZM257 135H255V136H257ZM109 136V135H108ZM229 136V135H228ZM234 136V135H233ZM259 136V135H258ZM184 139L183 140V142H184V145H182L181 143H180V140L181 139ZM203 138H205V139H207V138H211L210 139V144H209V146L211 145V151L212 152H203V153H197L196 155H195V157H193V155L195 154V152L196 151H199L200 150V148L202 147V142H201V140L203 139ZM232 139H233V137H232ZM261 139V138H260ZM47 140V139H46ZM56 140V139H55ZM209 140V139H208ZM63 141V140H62ZM229 141V140H228ZM246 141V140H245ZM248 142V141H247ZM251 142V141H250ZM148 143V142H147ZM208 143V142H207ZM229 143V142H228ZM255 143V142H254ZM262 143V142H261ZM141 144V143H140ZM232 144V143H231ZM205 145V144H204ZM144 146V145H143ZM248 146V145H247ZM134 147V146H133ZM141 147V146H140ZM233 147V146H232ZM251 147V146H250ZM249 147V148H250ZM256 148V147H255ZM259 148V147H258ZM84 149V148H83ZM143 149V148H142ZM209 149V148H208ZM220 150V151H219ZM251 150H252V148H251ZM260 150V149H259ZM258 149H256V151H259ZM263 150V149H262ZM85 151V150H84ZM83 151V152H84ZM217 151H219V155L218 156H216V152ZM253 151V150H252ZM123 152V151H122ZM178 152H181V153H179L180 154V156L179 157H177V156H175V154L176 153H178ZM250 153V154H249ZM262 153V152H261ZM264 153V152H263ZM119 154V153H118ZM159 154H161V153H159ZM253 154V153H252ZM260 154V153H259ZM158 155V154H157ZM264 155V154H263ZM164 156V157H165ZM254 156L256 157V154H254ZM163 157V158H164ZM177 157V158H176ZM258 157H259V155H258ZM2 158V157H1ZM140 158V157H139ZM109 159V158H108ZM160 159V158H159ZM174 159V162L172 163V164H170V161H172ZM81 160V167H77L76 166V162L78 163V161H80ZM142 160V159H141ZM145 160V159H144ZM256 162H255V161ZM123 161H126V162H123ZM144 162H146V161H144ZM143 163V162H142ZM166 163V162H165ZM2 164V163H1ZM162 164H164L163 162H162ZM143 165H144V163H143ZM152 165V164H151ZM156 165V164H155ZM254 165H256V166H254ZM142 167V166H141ZM149 167V166H148ZM176 168V170L178 169V170H180V168H185V169H187L186 171H188L189 172V179L191 180V182H192V188H186V187H182V186H180L181 185V183H180V179H179V177L177 176V177H174V176H172V174H173V172L174 171H172L173 170V168ZM162 168H164V166H162ZM255 168V169H254ZM3 169V168H2ZM144 169V168H143ZM151 169V170H152ZM149 170V169H148ZM159 170H160V168H159ZM144 171V172H145ZM161 171V170H160ZM199 171V172H198ZM185 172V171H184ZM162 173V172H161ZM177 173H179L178 171H177ZM140 174V173H139ZM145 175V174H144ZM161 176H162V174H161ZM187 177V176H186ZM99 179H101L102 180V182H103V184H102V186H93V185H90V184H95V181H97V180H99ZM188 179V180H189ZM189 180V181H190ZM185 181V180H184ZM68 182V183H69ZM90 182H92V183H90ZM88 183H90L89 184V186H88ZM86 184V185H85ZM100 184H101V182H100ZM183 184V183H182ZM186 185V184H185ZM150 187H152V191L150 190ZM84 189V188H83ZM82 189V190H83ZM135 189H137V191L138 192H136L135 191ZM139 189V190H138ZM115 190H118L119 191V193L123 196L122 198H120V199H117V200H119V201H114V202H109V200H110V198L108 197V192L109 191H115ZM156 191V192H155ZM85 193V192H84ZM108 194V195H107ZM253 196V197H254ZM86 197V196H85ZM252 197V196H251ZM86 199V198H85ZM109 199V200H108ZM111 201V200H110ZM251 201V200H250ZM249 201V202H250ZM254 201V200H253ZM257 201V200H256ZM255 202V201H254ZM86 203V202H85ZM89 203H91V202H89ZM258 203H256V204H258ZM110 204H111V209L110 210H108L109 208V206H110ZM249 204V203H248ZM250 204H252V203H250ZM254 204V203H253ZM92 205V204H91ZM250 206V205H249ZM248 206V207H249ZM255 206V205H254ZM247 207V206H246ZM41 208V207H40ZM67 208V207H66ZM90 208V207H89ZM92 208V207H91ZM145 208V207H144ZM150 208V209H151ZM157 208V207H156ZM165 208H167L166 206H165ZM70 209V208H69ZM97 209V208H96ZM149 209V210H150ZM158 209V208H157ZM45 210V209H44ZM88 210V209H87ZM123 210V211H124ZM144 210V209H143ZM167 210V209H166ZM245 210H246V208H245ZM254 210V209H253ZM102 211V210H101ZM142 211V210H141ZM141 211H139L140 213H141ZM147 211V210H146ZM170 211V210H169ZM247 211H248V209H247ZM255 211V210H254ZM253 211V212H254ZM72 212V211H71ZM86 212H88V211H86ZM97 212V211H96ZM103 212V211H102ZM101 212V213H102ZM112 212V211H111ZM136 212H138V211H136ZM151 213H152V211H150ZM160 212H162L161 211V209H160ZM252 212V210H251V213H253ZM95 213V212H94ZM98 213V212H97ZM105 213H108V212H105ZM146 213V212H145ZM148 213V212H147ZM159 213V212H158ZM167 213V212H166ZM248 213V212H247ZM246 213V214H247ZM251 213H250V215H251ZM39 214V213H38ZM102 214H104V213H102ZM127 214V213H126ZM132 214V213H131ZM144 214V213H143ZM142 214V215H143ZM153 214V213H152ZM151 214V215H152ZM162 213H160V215H161ZM169 214V213H168ZM242 214V213H241ZM245 214V213H244ZM117 215V214H116ZM124 215H125V212H124ZM137 215V214H136ZM138 215H140V214H138ZM148 215H150L149 213H148ZM156 215V214H155ZM154 215V216H155ZM243 215V214H242ZM253 215V214H252ZM130 216V215H129ZM141 216V215H140ZM145 216H146V214H145ZM158 215H156V217H157ZM162 216V215H161ZM169 216V215H168ZM244 216H246V215H244ZM125 217V216H124ZM123 217V218H124ZM144 217V216H143ZM252 217V216H251ZM43 218V217H42ZM114 218V217H113ZM120 218V217H119ZM122 218V217H121ZM122 218V219H123ZM130 218V217H129ZM144 218H146V217H144ZM151 218V217H150ZM154 218V217H153ZM164 218V217H163ZM250 218V217H249ZM254 217H252V219H253ZM107 219H109V218H107ZM116 219V218H115ZM134 218H132V220H133ZM142 219V218H141ZM147 219V218H146ZM146 219H144V220H146ZM155 219V218H154ZM158 219V218H157ZM161 219V218H160ZM127 220L129 221V219L127 218ZM135 220H137V219H135ZM141 221V220H140ZM147 221V220H146ZM154 221V220H153ZM241 221H247L246 223H247V225H245V227L243 226V225H239V223L241 222ZM251 221V220H250ZM110 222V221H109ZM113 222V221H112ZM144 222V221H143ZM158 222H159V220H158ZM169 222V221H168ZM203 222H201L202 224H203ZM244 222V223H245ZM46 223V222H45ZM118 223H119V221H118ZM121 223H123V222H121ZM140 223V222H139ZM142 223V222H141ZM145 223V222H144ZM154 223V222H153ZM161 223V222H160ZM159 223V224H160ZM178 222L176 221V224H175V226L176 225H178L177 224ZM183 223V222H182ZM184 223H185V221H184ZM190 223V222H189ZM199 223H200V221H199ZM243 223V222H242ZM256 223V224H257ZM112 224V223H111ZM132 224V223H131ZM150 224H152V223H150ZM158 224V223H157ZM168 224V223H167ZM188 224V223H187ZM118 225V224H117ZM125 225V224H124ZM155 225V224H154ZM164 225V224H163ZM169 225V224H168ZM172 225H173V222H172ZM172 225H171V227H172ZM186 225V224H185ZM184 225V226H185ZM194 225V224H193ZM193 225H192V227H193ZM251 225L253 226V224L251 223ZM32 226V225H31ZM41 226V225H40ZM122 226V225H121ZM120 226V227H121ZM133 226V225H132ZM150 226V225H149ZM157 226V225H156ZM178 226H180V225H178ZM201 226V225H200ZM217 226V227H218ZM95 227V226H94ZM124 227H126V225L124 226ZM164 227V226H163ZM162 227V228H163ZM166 227V226H165ZM196 227V226H195ZM207 227V226H206ZM208 227H210V226H208ZM212 227H214V226H212ZM255 227V226H254ZM113 228V227H112ZM115 228H117V227H115ZM134 228H135V226H134ZM140 228H142L141 227V225H140ZM156 228V227H155ZM168 228V227H167ZM167 228H163V229H166L167 230ZM177 228H179V227H177ZM181 228V227H180ZM191 228V227H190ZM189 228V229H190ZM261 228V227H260ZM259 228V229H260ZM28 229H29V227H28ZM130 229V228H129ZM129 229H124L123 231H119L118 233H117V236H118V239H116V241L118 242V240H119V245L121 246V247H123V246H128L130 243H132V244H134V243H136L137 242V239L136 240H134V239H132L131 237L132 236H134V234L131 236V234H129L130 236L129 237H127V234H128V232H129ZM157 229H158V232H159V230H160V228H158L157 227ZM194 229V228H193ZM196 229V228H195ZM209 229V228H208ZM215 229V228H214ZM115 230V229H114ZM121 230H122V228H121ZM131 230V229H130ZM166 230H165V232H166ZM182 230V229H181ZM203 230V229H202ZM212 230V229H211ZM216 230V229H215ZM32 231V230H31ZM136 231H138L137 229H136ZM177 232H178V230H176ZM201 231V230H200ZM199 230H198V232H200ZM209 231V230H208ZM217 231H219V230H217ZM216 231V232H217ZM114 232V231H113ZM112 232V233H113ZM140 232V231H139ZM161 232H163V230L161 231ZM165 232H163V233H165ZM179 232H181V231H179ZM202 232V231H201ZM213 232H214V230H213ZM263 232V231H262ZM111 233V234H112ZM116 233V232H115ZM129 233H131V231L129 232ZM160 233V232H159ZM170 233V232H169ZM142 234H143V232H142ZM150 234H151V232H150ZM156 234H157V231H156ZM173 234H176V232L175 233H173ZM172 234V235H173ZM182 234V233H181ZM180 234V235H181ZM204 234V233H203ZM206 234V233H205ZM208 234V233H207ZM206 234V235H207ZM215 235H216V233H214ZM136 235V234H135ZM149 235V234H148ZM159 235V234H158ZM167 235V234H166ZM165 235V236H166ZM171 235V234H170ZM171 235V236H172ZM190 235V234H189ZM188 235V236H189ZM197 235V234H196ZM112 236H113V234H112ZM115 236V235H114ZM117 236L115 237V238H117ZM140 236V235H139ZM152 236V235H151ZM176 236V235H175ZM218 236V235H217ZM216 236V237H217ZM145 237V236H144ZM154 237V236H153ZM156 237H157V235H156ZM195 237V236H194ZM198 237H199V235H198ZM201 237H202V235H201ZM114 238V237H113ZM147 238V237H146ZM149 238V237H148ZM144 239L143 240V243H144V245H146L147 246V248H148V246L150 247V246H154L155 244H154V242L155 241H153L151 238L150 239ZM155 238V237H154ZM153 238V239H154ZM161 238H162V236H161ZM170 238V237H169ZM173 238H176V237H173ZM187 239H188V237H186ZM206 238V240H205V242L207 241L208 242V238L207 237H205ZM263 238V237H262ZM167 239V238H166ZM178 239V238H177ZM190 239V238H189ZM188 239V240H189ZM210 239V238H209ZM174 240V239H173ZM214 240V239H213ZM217 240H218V238H217ZM218 240V241H219ZM232 240H235V242H237V244L238 245H240L241 244V246H242V244H244L243 246V248L244 249H237V246L238 245H236V243H235V245L234 244H232ZM259 240H261V239H259ZM158 241H160V240H158ZM175 241V240H174ZM195 241H196V238H195ZM199 241H201V240H199ZM198 241V242H199ZM204 241V240H203ZM202 241V242H203ZM210 241V240H209ZM219 241V242H220ZM141 241H139V243H140ZM165 242V241H164ZM179 242V241H178ZM180 242H182V241H180ZM197 242V241H196ZM204 242V243H205ZM206 242V243H207ZM210 242H212V240L210 241ZM216 243H218L217 241H215ZM65 243V242H64ZM138 243V244H139ZM157 243V242H156ZM168 243H169V241H168ZM167 243V244H168ZM170 243H171V241H170ZM177 243V242H176ZM254 243V244H253ZM259 243V242H258ZM140 244H142V243H140ZM154 244V245H153ZM163 244V243H162ZM166 244V243H165ZM165 244H163L164 246H167V245H165ZM182 244H184V246L185 245H189V243H188V241H183L182 242ZM192 244H193V242H192ZM200 244V243H199ZM215 244V243H214ZM112 245V244H111ZM160 245V244H159ZM191 245V244H190ZM208 245V244H207ZM216 245V244H215ZM220 245V244H219ZM68 246V245H67ZM114 246H116V245H114ZM118 246V245H117ZM135 246H136V244H135ZM161 246V245H160ZM159 246V247H160ZM178 246V245H177ZM195 246H197V245H195ZM211 246H213V244L211 245L210 244V247H207V248H210L211 249ZM93 247V246H92ZM91 247V248H92ZM130 247V246H129ZM158 247V246H157ZM158 247V248H159ZM168 247V246H167ZM166 247V248H167ZM173 247H175V249H176V246H173ZM179 247V246H178ZM177 247V249L175 250V251H173V249H170V250H172L173 252H171L170 250H165V248L164 249H162V247H161V251L162 250H164V251H167V252H169L170 251V253H173V254H167L168 255V257H169V259H167L168 261L167 262H170V264H181V261L184 259V257L186 256V254L188 253L187 252V250L186 249H184V248H182L181 249V247H180V249ZM200 247V246H199ZM217 247V246H216ZM70 248V247H69ZM103 248H105V247H103ZM131 248V247H130ZM155 248H156V245H155ZM155 248H153V249H155ZM185 248H188V247H185ZM196 248V247H195ZM203 248H206L205 247V245H204V247ZM71 249V248H70ZM100 249H102L101 247H100ZM117 249V248H116ZM149 249H151V248H149ZM160 249V248H159ZM193 249V248H192ZM221 249H222V247H221ZM220 249V250H221ZM89 251H90V249H88ZM87 250V252H89ZM114 250V249H113ZM122 250V249H121ZM208 249H206V250H204V251H207ZM75 251H77L76 249H75ZM100 251V250H99ZM127 251H128V249H127ZM142 251V250H141ZM161 251L159 252V253H161ZM217 251H218V249H217ZM92 252H93V250H92ZM105 252V251H104ZM103 252V253H104ZM150 252H152L153 253V251H150ZM199 252V251H198ZM51 253V252H50ZM64 253V252H63ZM111 253V252H110ZM114 253H116L115 254V256H118L119 254H122V253H120V251H114ZM144 253V252H143ZM164 253V252H163ZM162 253V254H163ZM192 253H193V251H192ZM206 253V252H205ZM66 254V253H65ZM70 254V253H69ZM74 254V253H73ZM95 254H97V253H95ZM106 254V253H105ZM104 254V255H105ZM154 254V253H153ZM158 254V253H157ZM166 254V253H165ZM189 254V253H188ZM187 254V255H188ZM207 254V253H206ZM220 254H222V253H220ZM220 254H218V255H220ZM238 254V255H237ZM53 255V254H52ZM106 255H108V254H106ZM105 255V257H107ZM194 255V254H193ZM203 255H204V253H203ZM214 255V254H213ZM216 255V254H215ZM223 255V254H222ZM58 256V255H57ZM113 256V255H112ZM111 255H110V257H112ZM114 256V257H115ZM164 256V255H163ZM189 256V255H188ZM208 256V255H207ZM74 257V256H73ZM91 257V256H90ZM96 257H97V255H96ZM119 257V256H118ZM120 257H121V255H120ZM158 257V256H157ZM159 257H161V255L159 256ZM166 257V256H165ZM191 257H192V255H191ZM209 257V256H208ZM217 257V256H216ZM77 258V257H76ZM186 258V257H185ZM190 258V257H189ZM188 258V259H189ZM46 259V258H45ZM57 259V258H56ZM67 260H68V258H66ZM107 259V258H106ZM109 259V258H108ZM153 259V258H152ZM155 259V258H154ZM153 259V260H154ZM158 259V258H157ZM156 259V260H157ZM160 259V258H159ZM163 259V258H162ZM190 259H192V258H190ZM194 259V258H193ZM209 259V258H208ZM90 260V259H89ZM110 260V259H109ZM113 260V259H112ZM117 260V259H116ZM195 260V259H194ZM204 260V259H203ZM234 260V261H233ZM94 261V260H93ZM101 261V260H100ZM190 261V260H189ZM200 261H202V259L201 258H197L196 259V262H200ZM205 261V260H204ZM207 261V260H206ZM77 262H79L78 260H77ZM162 262H165L166 263V261H162ZM191 262V261H190ZM72 263H74V262H72ZM88 263V262H87ZM111 263V261H109V262H107L106 264H110ZM161 263V262H160ZM188 263V262H187ZM202 263V262H201ZM207 263V262H206ZM74 264H76V263H74ZM82 264V263H81ZM90 264V263H89ZM95 264H96V262H95ZM113 264H115L114 262H113ZM169 264V263H168ZM196 264V263H195ZM203 264V263H202ZM208 264V263H207ZM210 264V263H209ZM219 264V263H218Z\"/></svg>","mask_w":264,"mask_h":264}]
</instances>
